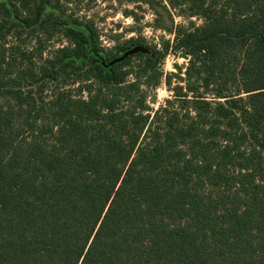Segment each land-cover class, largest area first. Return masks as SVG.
Returning a JSON list of instances; mask_svg holds the SVG:
<instances>
[{"label":"trees","instance_id":"trees-1","mask_svg":"<svg viewBox=\"0 0 264 264\" xmlns=\"http://www.w3.org/2000/svg\"><path fill=\"white\" fill-rule=\"evenodd\" d=\"M165 1L202 22L151 114L141 40L100 53L58 0H0V264H264V0Z\"/></svg>","mask_w":264,"mask_h":264},{"label":"rangeland","instance_id":"rangeland-1","mask_svg":"<svg viewBox=\"0 0 264 264\" xmlns=\"http://www.w3.org/2000/svg\"><path fill=\"white\" fill-rule=\"evenodd\" d=\"M58 3L68 20L76 18L77 22L89 21L93 24L98 35L100 53L107 54V51L111 50L117 54V46L131 38L141 40L142 47L156 52L158 57L155 62L147 64L144 55L132 57L129 63L132 73L128 76V80L135 78L134 72L138 71L137 65L143 66L145 63L147 68H151L147 69L146 74H150L152 69H157L161 74L160 81H156L155 84L151 81L148 82L149 84L145 81L140 82V89L146 92V104L151 114L165 103L166 98H174L170 88L176 85L182 86V79L172 78L169 88L164 84L163 79L172 72L182 77L187 59L182 57L178 51L174 52L171 49L174 38L173 30L178 26H189L190 21L196 25L200 24L201 19L179 15L176 10L169 8L165 0H58ZM162 6H165L168 12ZM160 14L165 18L170 14L171 31L161 25ZM167 23L169 24V21ZM38 36L45 45L42 56H46L51 48L68 43L66 38H59L57 35L52 36L49 41H46L43 35ZM25 42L28 46H32L35 43L33 35ZM165 44L169 46L168 51L164 56L159 57ZM138 74L141 79L145 78V75L139 71ZM75 87L76 84L70 88Z\"/></svg>","mask_w":264,"mask_h":264},{"label":"water","instance_id":"water-1","mask_svg":"<svg viewBox=\"0 0 264 264\" xmlns=\"http://www.w3.org/2000/svg\"><path fill=\"white\" fill-rule=\"evenodd\" d=\"M145 49H143L142 47H134L132 48L131 50L128 51V53H132V52H135V51H144ZM127 53V54H128ZM121 57L117 58L116 61L120 60Z\"/></svg>","mask_w":264,"mask_h":264}]
</instances>
